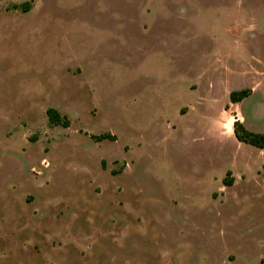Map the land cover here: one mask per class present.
<instances>
[{"label":"rangeland","instance_id":"obj_1","mask_svg":"<svg viewBox=\"0 0 264 264\" xmlns=\"http://www.w3.org/2000/svg\"><path fill=\"white\" fill-rule=\"evenodd\" d=\"M236 119L264 133V0H0V264H264Z\"/></svg>","mask_w":264,"mask_h":264},{"label":"trees","instance_id":"obj_2","mask_svg":"<svg viewBox=\"0 0 264 264\" xmlns=\"http://www.w3.org/2000/svg\"><path fill=\"white\" fill-rule=\"evenodd\" d=\"M27 4H23L22 6H26ZM252 94L251 89H243L240 91H233L229 95V100L232 104H239L243 102L245 99L250 97ZM49 123L52 126L68 128L70 127V120L60 114V112L54 108H50L46 112ZM232 132L237 139L238 142L253 146L257 149L264 150V133H255L247 129L244 124L238 119L234 122V131L232 127ZM112 136L110 134H103L99 137L94 136L96 141H102L104 139H111ZM231 175V172H228ZM234 180H227L226 178L223 180L224 186H232Z\"/></svg>","mask_w":264,"mask_h":264},{"label":"crops","instance_id":"obj_3","mask_svg":"<svg viewBox=\"0 0 264 264\" xmlns=\"http://www.w3.org/2000/svg\"><path fill=\"white\" fill-rule=\"evenodd\" d=\"M252 93H253V92H252ZM251 96H252V95H251ZM245 100H246V99H245ZM245 100H244V101H245ZM232 125H233V122H232ZM230 129H231V128H230ZM230 131H231V130H230Z\"/></svg>","mask_w":264,"mask_h":264},{"label":"flooded vegetation","instance_id":"obj_4","mask_svg":"<svg viewBox=\"0 0 264 264\" xmlns=\"http://www.w3.org/2000/svg\"><path fill=\"white\" fill-rule=\"evenodd\" d=\"M230 130H231V129H230ZM230 130H229V131H230ZM230 132H231V131H230Z\"/></svg>","mask_w":264,"mask_h":264}]
</instances>
